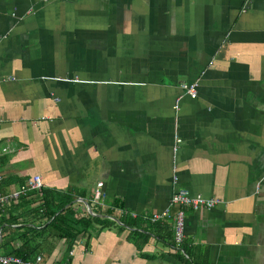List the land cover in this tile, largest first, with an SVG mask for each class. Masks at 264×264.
Wrapping results in <instances>:
<instances>
[{"label": "crops", "instance_id": "crops-1", "mask_svg": "<svg viewBox=\"0 0 264 264\" xmlns=\"http://www.w3.org/2000/svg\"><path fill=\"white\" fill-rule=\"evenodd\" d=\"M4 150L2 191L38 175L78 215L119 224L42 264H185L170 246L178 188L220 201L185 211L193 255L264 264V0H0Z\"/></svg>", "mask_w": 264, "mask_h": 264}, {"label": "trees", "instance_id": "trees-1", "mask_svg": "<svg viewBox=\"0 0 264 264\" xmlns=\"http://www.w3.org/2000/svg\"><path fill=\"white\" fill-rule=\"evenodd\" d=\"M36 201H39L38 206L32 208ZM75 203L69 192L62 193L42 186L39 191L31 192L16 203L6 206L0 212V255L17 256L27 261L40 255L44 259L52 254L61 241L66 245L68 254L78 236H86V241L89 240L95 225H119L109 220L111 212L106 213L107 217L93 216V213H99L96 211L97 206H90L89 211L78 215L73 210ZM120 222L126 227H133L138 223L136 220ZM170 246L181 253L185 264H207L205 252L193 255L185 243L177 246L174 239Z\"/></svg>", "mask_w": 264, "mask_h": 264}, {"label": "built area", "instance_id": "built-area-1", "mask_svg": "<svg viewBox=\"0 0 264 264\" xmlns=\"http://www.w3.org/2000/svg\"><path fill=\"white\" fill-rule=\"evenodd\" d=\"M182 90L188 94L190 97L196 96V85H181ZM181 144V140L178 136H174V141L172 145L173 152V182H177L176 176V165L175 158L178 151V148ZM6 153V150L0 152V157ZM102 183H98L94 192V201L96 204H100L105 195L101 191ZM42 188V180L38 175L31 176L28 178L24 184L18 186L16 189L10 191H2L1 188V175H0V212L9 204L16 203L21 197L28 195L31 192L39 191ZM84 199L82 200V202ZM220 203L219 200L207 199L201 195H192L188 190L183 188H178L176 192L170 199V206L175 208L173 216V237L174 243L179 246L183 243L185 238V211L191 210L197 212L200 210H212ZM170 210L169 208L165 209L161 213H156L150 216L152 222H157L161 218L169 217ZM134 217L135 214H132ZM72 252H69V255ZM42 256H37L31 261L23 260L17 256H1L0 255V264H42Z\"/></svg>", "mask_w": 264, "mask_h": 264}]
</instances>
